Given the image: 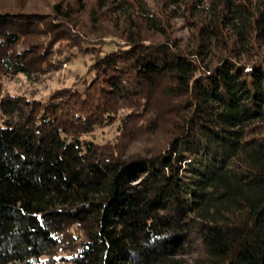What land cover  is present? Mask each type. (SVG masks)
Returning a JSON list of instances; mask_svg holds the SVG:
<instances>
[{
  "label": "trees",
  "instance_id": "1",
  "mask_svg": "<svg viewBox=\"0 0 264 264\" xmlns=\"http://www.w3.org/2000/svg\"><path fill=\"white\" fill-rule=\"evenodd\" d=\"M0 264H264V0H0Z\"/></svg>",
  "mask_w": 264,
  "mask_h": 264
},
{
  "label": "rangeland",
  "instance_id": "2",
  "mask_svg": "<svg viewBox=\"0 0 264 264\" xmlns=\"http://www.w3.org/2000/svg\"><path fill=\"white\" fill-rule=\"evenodd\" d=\"M183 33V31H180L178 34L183 35ZM86 63V58H73L70 62L62 64L61 69L43 84L28 82L24 78H20L12 81H5L4 86L11 94H24L28 96V94L32 92L37 98H44L55 88L69 86L77 76L84 73ZM115 135V125L97 128L94 132L93 140L96 143L102 144L106 141H111Z\"/></svg>",
  "mask_w": 264,
  "mask_h": 264
}]
</instances>
